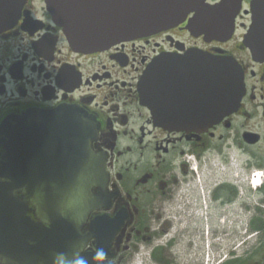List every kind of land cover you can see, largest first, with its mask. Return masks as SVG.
I'll use <instances>...</instances> for the list:
<instances>
[{
	"label": "flooded vegetation",
	"instance_id": "flooded-vegetation-1",
	"mask_svg": "<svg viewBox=\"0 0 264 264\" xmlns=\"http://www.w3.org/2000/svg\"><path fill=\"white\" fill-rule=\"evenodd\" d=\"M255 2L230 0L225 40L187 29L190 14L80 51L46 0H0V16L3 3L14 6L0 28V171L19 181L0 199V264L23 257L24 212L52 230L62 264H264V58L247 44L255 16L264 36V0L256 11ZM217 57L242 78L234 106L228 88L216 93ZM161 58L163 111L140 89ZM76 182L85 195L73 193ZM248 230L259 232L251 256L238 253L255 236Z\"/></svg>",
	"mask_w": 264,
	"mask_h": 264
},
{
	"label": "water",
	"instance_id": "water-1",
	"mask_svg": "<svg viewBox=\"0 0 264 264\" xmlns=\"http://www.w3.org/2000/svg\"><path fill=\"white\" fill-rule=\"evenodd\" d=\"M46 1L51 14L57 24L63 28L71 46L80 51H100L123 40L170 29L185 22L190 14L194 15L189 19L187 29L213 39L225 40L229 38L234 24L233 17L228 18L233 14L230 12L232 9L230 0H223L216 6L207 5L206 0ZM13 8L14 6L11 4H2L0 28L11 24L12 19L10 17L2 16L11 12ZM253 8L254 11L259 8L257 0ZM247 44L255 56L264 58V36L259 33V23L256 16L253 29L247 37ZM212 68L217 73L216 93L218 94L222 92V89L228 88L234 106L241 97L242 88V78L239 77L237 65L232 60L217 57ZM225 77L228 79L227 83H224ZM140 89L146 104L154 105L163 111V58L156 60L147 69L142 77ZM13 153L16 154L15 143H13ZM88 170L86 193L90 199L91 186L96 180L94 172L91 170L90 160H88ZM12 174L9 167L7 169L6 166L0 171L1 200L5 196L9 197L11 191L18 189L19 181ZM72 191L74 194L82 192V196L85 195V189L80 188V182H76L75 185L73 183ZM89 210L90 207L86 212L88 213ZM66 213L72 218L80 217V212L74 208ZM2 215L3 213L0 211V222ZM46 221L53 225L52 221L54 220H51L50 216H46ZM23 232V257L18 261V264H62L58 259L52 257V253H54L52 250L54 243L52 230L42 223L33 222L26 212L23 215ZM70 237L73 244L78 241V233L74 224L70 228Z\"/></svg>",
	"mask_w": 264,
	"mask_h": 264
},
{
	"label": "rangeland",
	"instance_id": "rangeland-1",
	"mask_svg": "<svg viewBox=\"0 0 264 264\" xmlns=\"http://www.w3.org/2000/svg\"><path fill=\"white\" fill-rule=\"evenodd\" d=\"M226 231H228V230H226ZM236 231H237V230H236ZM233 232H235V230H233ZM239 232H240L241 235H242L243 231L240 230ZM251 232H254L255 236H254L253 238H248L249 240L247 241V244H245V245L243 244V245L239 248L238 253H243L244 250L247 249V251H248V253H249V256H251L252 253L254 254V253H256V252L258 251V249H259L260 246H258L259 240L257 239V235L259 234V232L256 233V232L253 231V230H248V233H249V234H250ZM237 235H238V234H237ZM240 240H241V237L238 235V237H237V243H238ZM202 244H203V243L200 244L201 247H202ZM256 247H257V248H256ZM263 253H264V249H263ZM258 257H259V255H258Z\"/></svg>",
	"mask_w": 264,
	"mask_h": 264
}]
</instances>
